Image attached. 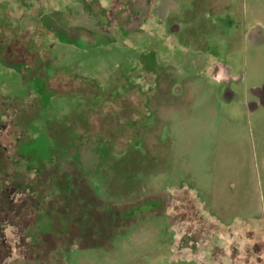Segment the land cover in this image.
<instances>
[{
	"label": "rangeland",
	"instance_id": "1",
	"mask_svg": "<svg viewBox=\"0 0 264 264\" xmlns=\"http://www.w3.org/2000/svg\"><path fill=\"white\" fill-rule=\"evenodd\" d=\"M14 1L0 0L5 4L0 18L4 12L8 22L0 20V42L8 44L0 49V264H231L230 257H244L232 256L237 251L231 249L256 239L263 242L264 257L261 223L223 228L202 212L187 189L176 188L198 184L213 209L225 212L233 207L214 202L233 201L241 192L245 210L261 218L264 114L254 122L255 115L219 101L220 87L212 90L200 76L178 81L194 91L188 108L176 111L174 95L166 102L159 98L167 86L162 59L142 62L133 70L139 77L129 82L125 46L117 62L112 64L109 56L106 63L109 70L119 64L125 77L121 72L115 80L98 75L108 67L100 66L105 59L90 67L79 60L108 51L96 29H89V41H78L87 35L77 26L84 17L75 16L67 35L59 34L69 42L71 56L61 62L69 67L63 66V78L54 79L46 51L53 39L50 26L40 17L35 24L34 9L45 0H23V26L10 20H19ZM194 1L200 10L194 25L187 26L193 32L185 35L197 46L198 64L215 55L230 63L233 73L239 69L247 86L258 82L254 68L264 67V43L245 47L243 30L256 20L264 24V0ZM69 13L57 15L59 23H69L74 16ZM121 28L126 45L127 32ZM240 51L247 54V67L229 55ZM150 82L152 89L146 88ZM127 85H132L129 91ZM241 87L229 85L242 103ZM96 97L104 106L90 110L87 103ZM169 122L176 123L168 127Z\"/></svg>",
	"mask_w": 264,
	"mask_h": 264
},
{
	"label": "flooded vegetation",
	"instance_id": "2",
	"mask_svg": "<svg viewBox=\"0 0 264 264\" xmlns=\"http://www.w3.org/2000/svg\"><path fill=\"white\" fill-rule=\"evenodd\" d=\"M32 1L33 0H29V4L34 3ZM77 1L79 0H51V2L50 0H45L43 3H40L38 6H36L37 8L34 9L36 11L35 24L40 23V21L37 20V18L40 17L45 18L46 26H50L49 30H51V37H53V39H51V41L47 45L48 47L46 51H48L49 49V53H51L50 67L51 75L54 76V79H56V77L63 78L62 73L65 74L66 70H64V72L62 71L64 65H61V62L62 60L68 62L66 57L71 56L70 54L66 53V51L71 52L70 48H68L69 42H67V40L63 37L60 38L59 34L61 33L62 35V32L65 31L64 34L67 35L66 31L72 29L71 27H69L72 26V20L76 17H78V19L84 17L86 19L82 20V22H78L79 25L77 26H83L80 28V30L82 33H84V30L87 31V35L82 34L84 40L79 39L78 41H89V29H96L97 33L105 41V48L108 52L105 54V56L102 54H98V52L92 55L83 54V57L81 58V60H79L81 61V64L85 63L87 67H90L92 63L98 65L100 59L102 61L105 59V61L102 62L100 66H108L109 64L106 65V63H108L107 57L109 56L111 57L110 60H112L113 64V62H117L120 58L119 56L121 46H125L127 47V53L130 61L128 63L130 72L127 73L128 75L126 77L130 82L129 79L133 78L132 80L135 81V78L139 77V75H136L135 71L133 70L138 69V67L142 65V62L146 63L148 60L153 62L156 61L155 59L160 58L162 60L158 61L162 62L160 64L166 67V72L164 73V75L166 79L165 81H167V86L163 91V96L159 97L163 99L164 102L169 100L171 98L170 94H172L174 95L172 96L173 100L176 99L178 101H175L177 102V106H181V102H184L185 98L192 97L190 100V103H192L193 96L191 95V93L194 90L188 89L178 83L180 79H182L183 81L185 76H187L188 78H193V76H200L203 79L207 78L209 85L210 77L213 80H220L226 87V91L229 89V85L233 84V82L236 86L239 83H243L244 87H241L242 91H246L248 89L247 84L245 83L246 76L242 74L239 69L238 71L233 73L234 69L232 65L226 61H222V59H220L219 57L214 55V59L212 61L198 64V60L196 57L199 55L197 53L199 51L196 52L197 46L194 45L190 40L191 35L190 37H187L185 35V31H188L189 33L193 32V28H189L187 26L194 25L193 18L196 12L200 10V8L195 5L196 2L194 0H82V3H77ZM260 1L261 0H254L256 4ZM14 2H18L17 9L15 10L17 11V15H19V20H17V24H15L14 19H12L11 17L10 20L13 26H23V22L22 20H20L23 15V13H21L23 0H15ZM0 5L4 10L5 4H2V2H0ZM32 9L33 8H31V11ZM70 11L74 13L73 18H70V15V17L67 19L70 20V22H67V24L59 23V21L57 20V15L63 14L65 16H69ZM3 14L4 17H2V20L0 18V20L8 23L6 20L7 14L4 12ZM8 14H10V11H8ZM31 14H33V12ZM23 18H25V14ZM109 26L111 27V29L109 28L110 31H114L115 33L108 34L105 32L107 29L106 27ZM126 26H132L133 28L126 29ZM248 26H254L250 35V38H253L258 34V32L260 33V29L258 26H264V24L261 21L256 20ZM121 27H124V30L127 32V46L125 44H121L122 39H120L119 34L122 29ZM57 30L60 31L57 32ZM2 31L5 33V28H3ZM14 31L20 32V28H16V30ZM182 31H184V33ZM247 33V28L245 27V29L243 30V41L245 43V47L248 42ZM1 37L5 41V35H1ZM262 40L263 39H260L258 40V42H261ZM5 44L6 42H2V44L0 42V49H6V46H8V44ZM80 49L84 53L85 51L89 50V48L86 47L78 48L79 51H81ZM141 51H145V54L143 56L142 53L134 56L135 53H140ZM61 53L64 54L62 55ZM241 53L242 51H240L239 54L230 52L229 55L240 57L238 62L244 63L245 65V53L243 55ZM37 59L38 57L36 58V61ZM64 67L66 68L67 65ZM209 69H211L210 72ZM121 71L122 67L117 64L116 66L112 67L111 70H109L108 66L104 67L101 71L98 70L97 72L99 73L98 75H103L105 73L110 74L108 76L115 80L117 79L115 73L119 74V72ZM121 73L122 76L125 77L126 73ZM175 78L177 79L175 80ZM91 79L95 80L96 77L91 76ZM263 81L264 71L262 74V80L260 82L262 83L260 86L261 88L264 86ZM151 86L154 85L150 82V84L146 88L152 89ZM131 87L132 85H127L126 89L129 91ZM98 90L100 89L98 88ZM98 90L96 91V93H99ZM103 91L105 90H101V93H103ZM97 99L98 97H96L94 103H87V105L91 107L90 110H93L94 107H97L96 109L98 110L99 107L104 106V101H98ZM183 108H186L184 104ZM128 110H130V108H128ZM81 118L82 116L80 115V119ZM166 121H168V119ZM117 125H120V123H117ZM262 245L263 242L254 241L252 242V245H248L246 247L249 253L253 251V248H257V251L254 250L253 252H257L258 254L259 251V256L256 254V260L261 261L260 263H264V257H262L260 254V252H262L263 250Z\"/></svg>",
	"mask_w": 264,
	"mask_h": 264
},
{
	"label": "crops",
	"instance_id": "3",
	"mask_svg": "<svg viewBox=\"0 0 264 264\" xmlns=\"http://www.w3.org/2000/svg\"><path fill=\"white\" fill-rule=\"evenodd\" d=\"M254 26H247V37L248 42L246 46L259 48L263 46L264 43V26H258L260 29V33L258 32L257 35H255L253 38H250L252 28ZM263 39L261 42H258V40ZM247 54H245V64L247 67ZM264 71V67L261 68H254V72L257 74L258 79L254 83H250L249 86H247V90L243 91V102L241 103L239 100V97L235 94L234 91H232L230 88L226 91V87L224 86L223 82L220 80H213L210 77V86L212 84L213 89L215 90L216 87H220V89L217 91L216 97L219 101L222 103H232L234 106L238 107V109L243 112L245 115H255V121L264 114V86L261 88V80H262V74ZM253 79V76L249 77ZM264 82V81H263ZM259 88V89H257ZM214 92V91H213ZM187 97V96H185ZM184 97V98H185ZM192 98V97H191ZM191 98H185L184 102H181L182 105L177 107V110L179 112L183 109V104L186 108H188ZM170 121V120H168ZM176 123V122H175ZM172 122H169L168 127H173L175 124ZM261 167L264 169V155L261 157ZM177 189H187L195 198L196 205H199L200 209L204 214L207 215L209 219H211L215 224L219 226H223V228L231 227L233 224H240V223H248L249 221H255V223H261L263 226L264 222V215L260 218L257 214L250 213L245 210L243 201L245 200L244 195L240 192V195L235 194L234 200L229 201L227 197L223 198L224 200H218L215 203V205L222 204L224 206H220L219 208H228L227 206L233 207L232 211H222V209H216V211L213 209V203L211 204V200H208L205 198V193L202 189L199 188L198 184H180L176 187ZM216 191V190H215ZM222 197V195H220ZM259 217V218H258ZM264 227V226H263ZM261 227V228H263ZM257 240V239H256ZM255 240V241H256ZM249 244H246L245 247L241 248H232L231 250L237 251L236 253L233 252L231 255H244L242 260L233 259V257H230L231 264H258V261L256 260V256L254 253H249L247 251V246ZM224 251H227V249L224 248ZM227 252H224L226 254ZM264 264V263H260Z\"/></svg>",
	"mask_w": 264,
	"mask_h": 264
},
{
	"label": "clouds",
	"instance_id": "4",
	"mask_svg": "<svg viewBox=\"0 0 264 264\" xmlns=\"http://www.w3.org/2000/svg\"><path fill=\"white\" fill-rule=\"evenodd\" d=\"M211 71V69H209V72Z\"/></svg>",
	"mask_w": 264,
	"mask_h": 264
}]
</instances>
